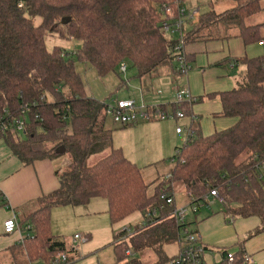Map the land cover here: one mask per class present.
Instances as JSON below:
<instances>
[{"label": "trees", "instance_id": "obj_1", "mask_svg": "<svg viewBox=\"0 0 264 264\" xmlns=\"http://www.w3.org/2000/svg\"><path fill=\"white\" fill-rule=\"evenodd\" d=\"M234 1L236 6L229 10L202 13L197 25L186 31V45L234 37L247 44L259 42L264 22L247 24L246 19L264 9V0ZM175 2L0 0V121H24L22 130L13 125L2 137L25 164L65 156L70 160L55 171L59 187L43 195L35 211L21 217V228L29 233L23 242L8 248L16 259L22 254L25 262L51 264L66 252L72 261L70 246L52 232V209L105 198L112 224L136 211L145 218L133 231L125 228L114 236L115 264H145L139 254L146 249L167 264L177 255L169 256L165 245L180 242L181 230L189 222L179 224L173 216L174 204L164 203L160 194L166 185L179 182L186 187L190 205L202 206L204 196L217 188L228 223L257 217L260 224L250 236L264 232V181L257 170L264 160V54L237 59L245 66V81L233 89L195 97L191 103L149 106L151 111L185 114L190 104L218 97L222 109L216 116L237 118L233 126L208 135L198 124L191 127L192 136L176 147L171 178L158 177L153 182L146 181L141 167L114 146L113 129L105 123L107 103L88 94L77 69L76 59L106 77L119 74L120 65L130 61L137 77L145 78L144 85L165 67L175 78L180 74L176 70L178 39L164 32L168 16L162 10L172 8L174 17ZM37 16L42 18L39 25L34 22ZM64 18L70 20L64 23ZM50 32L82 40L83 45L75 57L60 46L50 50L45 40ZM107 149V156L88 164L91 156ZM148 212L150 218L145 217ZM222 254L224 260L228 252ZM244 256L239 249L233 264H246Z\"/></svg>", "mask_w": 264, "mask_h": 264}, {"label": "crops", "instance_id": "obj_2", "mask_svg": "<svg viewBox=\"0 0 264 264\" xmlns=\"http://www.w3.org/2000/svg\"><path fill=\"white\" fill-rule=\"evenodd\" d=\"M185 50L188 62L191 66V70L187 74H178L174 78L167 72L161 71L159 77L149 80L144 87L147 89L153 85L157 87L160 84L162 85L169 82L171 79L173 82L179 81L177 87L179 89L189 90L194 97L230 90L233 89L237 81V75L243 71L242 65L237 62V59L244 56L254 57L253 55L258 53V50H253L252 45L245 43L240 37L192 43L186 45ZM119 72L121 71L119 70ZM174 97L175 94H170L166 90V93L161 97H151V100L147 104L149 106L169 104L174 102ZM189 107V113H185L186 116H189L190 123L188 128L198 124L204 134L214 129H227L233 126L237 121L236 118L232 117L216 116V113L220 112L222 109L218 97H205L200 102L190 104ZM207 122L214 123V127L208 132H206L205 129ZM217 122L219 125L218 128L216 126ZM114 130L115 128L113 129V133ZM113 144L115 147L122 148L114 142V138ZM129 159L132 160L131 158ZM58 160L59 159H43L25 164L11 151L5 139L3 137L0 138V252L6 249L8 250L13 244L20 242V233H5L4 221L12 216H16L20 223L22 216L32 213L39 207V199L43 195L59 187L60 183L55 171L57 168L68 164L70 160L67 156L61 158L62 161L60 164L57 163ZM169 173L170 171L167 175ZM174 190L175 193L181 191V195L185 194L183 196L190 197L184 184L179 185L176 183L174 185ZM90 202H92L91 206L93 209H98L97 205L99 201H96V198H93ZM90 202L88 204H90ZM215 203L216 201L209 204V206L213 207ZM175 205L180 208L177 204L176 196ZM185 205H188V203ZM57 208L58 207H54L52 209V219L54 212H56L55 210H58ZM101 208H103L102 204H100V209ZM105 208H108V203H105ZM199 211L192 213L190 221L193 223V228L191 230L199 234L200 242L207 248L204 255L205 264H218L222 260L223 251L235 254L239 249H243L245 254L252 257L253 264H264V232L250 236L259 226V218L239 217L233 222L228 223L221 210L214 211L212 208L211 210H206L201 216H197ZM144 220L143 214V219L140 220L139 224H142ZM125 223L127 222L122 220L120 225H123L124 229L127 228L132 230L131 226L128 228L125 226L127 225ZM25 231L29 233L27 229L24 230L21 228L22 237H25ZM70 239L71 241L65 240L68 245L72 242L71 237ZM11 260L14 264H22L25 263V256L21 254L16 259L11 253Z\"/></svg>", "mask_w": 264, "mask_h": 264}, {"label": "rangeland", "instance_id": "obj_3", "mask_svg": "<svg viewBox=\"0 0 264 264\" xmlns=\"http://www.w3.org/2000/svg\"><path fill=\"white\" fill-rule=\"evenodd\" d=\"M187 5L193 8H200L201 14L214 9L216 12H223L236 6L234 0H187ZM264 6V2H263ZM42 18L37 16L34 19L36 25H39ZM264 22V9L259 13L249 16L246 19L247 24H258ZM198 23L196 18L192 24H187L186 31L193 29ZM169 36V35H168ZM177 37V35H174ZM47 47L52 50L56 46L62 47L67 53L75 57L77 49L83 45L82 40L70 38L66 35L58 33H48L45 37ZM253 50H258L253 56L264 54V45L259 42L251 43ZM128 70L126 74H110L106 77H100L97 70L91 65H85L76 59L77 69L80 71L85 83L86 90L89 95L106 102L113 104L116 100L124 98H135L137 102L143 101L147 104L151 97H161L166 93L175 94L179 81L173 82L171 79L165 84H160L149 89L144 87V79L137 77L136 68L130 61L126 62ZM242 73L237 75V81L234 87L244 83L245 81V66L242 65ZM163 72L171 75V69L165 67ZM233 87V88H234ZM182 89V88H180ZM144 96H143V94ZM170 97V96H169ZM174 101L176 98L174 97ZM148 105V104H147ZM237 119V118H236ZM106 126L115 128L113 133L114 142L123 148L124 153L136 162L142 169L144 178L148 182L155 181L158 177H164L170 171V168L175 165L173 157L177 146H182L188 138L187 127L189 126V116H184L177 119H152L149 121H140L133 126L123 128L122 124L115 122L111 116L106 118ZM188 123V124H187ZM182 127L183 132L177 134V127ZM219 127L218 122L216 124ZM214 127V123H206V132ZM214 129L210 134L215 132ZM109 149L97 153L88 159V164H94L98 160L109 154ZM61 158L57 161L61 163ZM182 185L181 182L178 183ZM151 187L150 189H152ZM177 191L175 193L178 206H184L188 203L190 197L183 196ZM99 201L97 208H92V202L87 205L80 206H58L55 210L51 221L52 232L54 235L63 241L69 240L74 234H81L84 240H80L76 250L71 252L72 264H115V252L113 247L114 236L124 229L119 223L112 224L110 216L105 208L107 199L96 198ZM100 204L103 208L100 209ZM186 206V205H185ZM224 211L225 205L217 200L213 207L208 204L200 206V211L197 216H201L206 210ZM98 210V211H94ZM192 211L187 215L188 228H193L191 223ZM143 219V213L136 211L129 217L124 219L127 223L126 227L134 229ZM54 220V222H53ZM25 236L28 234L24 232ZM180 242L165 245V251L169 256L177 255L180 251ZM145 264H165L158 261V257L151 249H146L139 254ZM0 264H14L11 260V252L3 250L0 252Z\"/></svg>", "mask_w": 264, "mask_h": 264}, {"label": "built area", "instance_id": "obj_4", "mask_svg": "<svg viewBox=\"0 0 264 264\" xmlns=\"http://www.w3.org/2000/svg\"><path fill=\"white\" fill-rule=\"evenodd\" d=\"M176 11L174 17L172 8L164 6L162 10L168 16L167 19L163 22V30L166 35L174 36L177 35L178 42L176 44V53H177V65L176 70L180 74H187L191 70V66L187 59L186 54V26L187 24H192L193 21L200 17L201 11L200 8H193L192 6L187 5V0H176ZM19 6H22L20 4ZM260 44L264 45V34L262 39L259 41ZM120 71L124 74L127 72V65L122 63L120 65ZM175 98L177 102H193L195 101V97L190 93L189 90L186 89H176ZM107 114L111 116L115 122H118L122 125H132L136 124L140 121H149L152 119H177L185 116L183 111L177 110L176 112L170 111H151L149 105H147L143 99L140 102H137L135 99H119L116 100L113 104H107ZM18 130H22L24 128V121L16 120L13 123L7 122L2 123L0 121V138L3 133L8 129L12 128V126ZM177 133H182L183 128L177 127ZM188 138L192 136L193 131L187 127ZM187 138V139H188ZM257 170L259 172V179L264 181V160L258 163ZM171 174L169 173L166 176V179H170ZM161 200L166 204H174L175 208L173 210V216L176 218L179 224H185L187 221V215L192 211V213H196L200 206L198 205H186L183 207H176L175 205V190L174 186L169 187L165 186L161 190L160 194ZM221 201L224 203L223 197L220 195L217 188L212 189L207 195L204 196L203 204H211L214 201ZM156 214V212H155ZM152 213H146L145 217L150 218ZM28 227H30L28 225ZM130 230V229H129ZM128 230V231H129ZM4 231L7 234L20 233V242H23L25 237L21 235V225L16 216H12L4 221ZM80 240H84L81 234H74L72 238V242L69 244L70 248L75 251L77 244ZM180 251L177 256L168 262L167 264H205L204 255H205V247L200 242L199 234L190 230L188 226L183 227L181 230V238H180ZM127 254H132L130 250H127ZM235 261V254L228 253L224 260L220 261L218 264H233ZM244 261L246 264H253V259L250 255L245 254ZM22 264H46L43 261H27ZM51 264H71V260L69 258V254L63 252L59 254Z\"/></svg>", "mask_w": 264, "mask_h": 264}, {"label": "water", "instance_id": "obj_5", "mask_svg": "<svg viewBox=\"0 0 264 264\" xmlns=\"http://www.w3.org/2000/svg\"><path fill=\"white\" fill-rule=\"evenodd\" d=\"M69 20H70V18H64V19H63V22H64V23H67Z\"/></svg>", "mask_w": 264, "mask_h": 264}]
</instances>
